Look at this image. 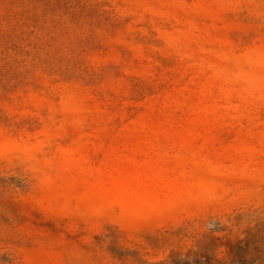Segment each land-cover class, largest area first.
Instances as JSON below:
<instances>
[{
    "label": "rangeland",
    "instance_id": "374dc122",
    "mask_svg": "<svg viewBox=\"0 0 264 264\" xmlns=\"http://www.w3.org/2000/svg\"><path fill=\"white\" fill-rule=\"evenodd\" d=\"M0 264H264V0H0Z\"/></svg>",
    "mask_w": 264,
    "mask_h": 264
}]
</instances>
